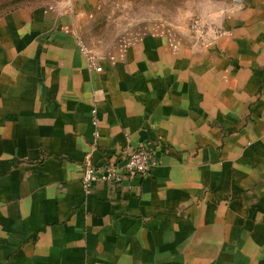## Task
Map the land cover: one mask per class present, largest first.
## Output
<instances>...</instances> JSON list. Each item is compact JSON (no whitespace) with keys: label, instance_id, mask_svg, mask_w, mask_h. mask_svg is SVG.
I'll return each mask as SVG.
<instances>
[{"label":"crops","instance_id":"crops-1","mask_svg":"<svg viewBox=\"0 0 264 264\" xmlns=\"http://www.w3.org/2000/svg\"><path fill=\"white\" fill-rule=\"evenodd\" d=\"M4 4L0 264H264V0ZM140 145L147 174L84 192Z\"/></svg>","mask_w":264,"mask_h":264},{"label":"built area","instance_id":"built-area-1","mask_svg":"<svg viewBox=\"0 0 264 264\" xmlns=\"http://www.w3.org/2000/svg\"><path fill=\"white\" fill-rule=\"evenodd\" d=\"M190 32L198 40H203L211 26L205 24L198 17H193L189 22ZM218 34L219 32L215 30ZM79 49L85 55L87 66L91 70L100 71L96 56L87 48L82 42L79 43ZM103 97V91L101 88H95L93 90L92 107L90 109L92 115L93 125L97 124V109L96 103ZM98 135L97 131H94V136ZM157 159L153 152L144 145H140L138 148L126 153L122 158L116 161L111 160V157L106 156L100 163H93L91 158L87 156L85 160L84 170L81 176V183L86 194L90 193L94 182L107 181L116 185L120 183L124 178H131L134 176H144L150 170V168L156 165Z\"/></svg>","mask_w":264,"mask_h":264},{"label":"trees","instance_id":"trees-1","mask_svg":"<svg viewBox=\"0 0 264 264\" xmlns=\"http://www.w3.org/2000/svg\"><path fill=\"white\" fill-rule=\"evenodd\" d=\"M21 0H9V3H12L10 5H16L17 3H19ZM7 6V4L2 3L0 5V12L5 10V7ZM9 6V5H8Z\"/></svg>","mask_w":264,"mask_h":264},{"label":"rangeland","instance_id":"rangeland-1","mask_svg":"<svg viewBox=\"0 0 264 264\" xmlns=\"http://www.w3.org/2000/svg\"><path fill=\"white\" fill-rule=\"evenodd\" d=\"M7 1H9V0H0V4L7 2Z\"/></svg>","mask_w":264,"mask_h":264}]
</instances>
